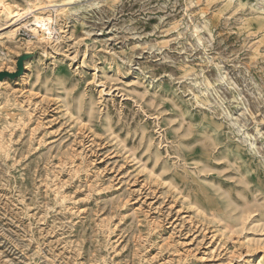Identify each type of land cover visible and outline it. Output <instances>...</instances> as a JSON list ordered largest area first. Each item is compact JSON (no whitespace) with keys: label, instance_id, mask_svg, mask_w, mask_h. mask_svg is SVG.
Returning <instances> with one entry per match:
<instances>
[{"label":"rangeland","instance_id":"rangeland-1","mask_svg":"<svg viewBox=\"0 0 264 264\" xmlns=\"http://www.w3.org/2000/svg\"><path fill=\"white\" fill-rule=\"evenodd\" d=\"M0 1V264H264V0Z\"/></svg>","mask_w":264,"mask_h":264},{"label":"bare ground","instance_id":"bare-ground-1","mask_svg":"<svg viewBox=\"0 0 264 264\" xmlns=\"http://www.w3.org/2000/svg\"><path fill=\"white\" fill-rule=\"evenodd\" d=\"M0 6H1V12L2 13H5L9 17L12 16V13L10 12L9 8H7L4 5V3H2L1 1H0ZM13 13H15V12H13ZM19 16L20 15H16L17 22L22 19V18H18ZM32 18H33V25H31V26H35V28H33V30H32L34 32L35 38L38 41L51 40V38H52V36H51L52 33H51V28H50L51 19L49 17H40V16H37V15H33ZM19 25H21V24L19 23ZM23 27H25V25ZM15 33H17V32H15ZM27 70H28V67L25 66V72L23 73V75L19 79H22V80L26 79L25 73H26ZM0 84H1V82H0Z\"/></svg>","mask_w":264,"mask_h":264},{"label":"water","instance_id":"water-1","mask_svg":"<svg viewBox=\"0 0 264 264\" xmlns=\"http://www.w3.org/2000/svg\"><path fill=\"white\" fill-rule=\"evenodd\" d=\"M23 62H24V57H21L17 61V71L14 73H9V72H0V80L4 78H9V79H15L18 78L22 75L23 73Z\"/></svg>","mask_w":264,"mask_h":264}]
</instances>
